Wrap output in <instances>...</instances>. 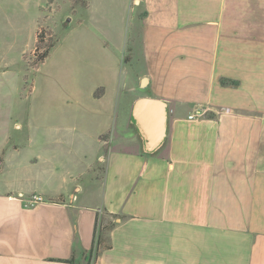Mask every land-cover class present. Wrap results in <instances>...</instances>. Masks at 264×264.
Masks as SVG:
<instances>
[{"label": "crops", "instance_id": "1", "mask_svg": "<svg viewBox=\"0 0 264 264\" xmlns=\"http://www.w3.org/2000/svg\"><path fill=\"white\" fill-rule=\"evenodd\" d=\"M123 6L137 84L110 61L87 97L41 98L36 158L7 178L21 144L0 128V264H88L98 224L96 264H264V0L118 1L113 20ZM141 98L168 107L153 152Z\"/></svg>", "mask_w": 264, "mask_h": 264}, {"label": "rangeland", "instance_id": "2", "mask_svg": "<svg viewBox=\"0 0 264 264\" xmlns=\"http://www.w3.org/2000/svg\"><path fill=\"white\" fill-rule=\"evenodd\" d=\"M118 1L127 0H0L9 15V24L0 25V128L13 145L21 144L18 154L7 156L5 178L16 160L36 158L41 98L64 99L76 92L87 97L110 61L118 63L117 78L138 83L145 69L141 42L132 29L130 6L121 7L113 20ZM50 45L47 57L39 58ZM15 122L21 129L13 127Z\"/></svg>", "mask_w": 264, "mask_h": 264}, {"label": "water", "instance_id": "3", "mask_svg": "<svg viewBox=\"0 0 264 264\" xmlns=\"http://www.w3.org/2000/svg\"><path fill=\"white\" fill-rule=\"evenodd\" d=\"M146 82L145 80L143 83ZM133 115L144 139L146 152L159 149L166 137L167 104L159 100L141 98L134 105ZM154 125L156 126L154 127Z\"/></svg>", "mask_w": 264, "mask_h": 264}, {"label": "built area", "instance_id": "4", "mask_svg": "<svg viewBox=\"0 0 264 264\" xmlns=\"http://www.w3.org/2000/svg\"><path fill=\"white\" fill-rule=\"evenodd\" d=\"M206 111H203V110H199L197 112H195L194 114H192L189 118L190 119H196V118H199V117H202L204 116ZM44 202V199L41 197V196H33L32 198L29 199L28 201V206L29 207H34L40 203ZM98 247V239H96V242H95V245H94V254L92 256V259H91V264H96L95 263V250L96 248Z\"/></svg>", "mask_w": 264, "mask_h": 264}, {"label": "trees", "instance_id": "5", "mask_svg": "<svg viewBox=\"0 0 264 264\" xmlns=\"http://www.w3.org/2000/svg\"><path fill=\"white\" fill-rule=\"evenodd\" d=\"M85 5H87V3H86ZM51 47H53V45H50V47H48V48L45 50V52H44L43 54L40 55L39 58H41L42 60H44V59L47 57V55H48V53H49ZM36 50H38V48H37ZM224 83H225V81H224ZM2 164H3V158L1 157V158H0V171H1ZM98 225H99V224H98ZM98 225H97V228H96V234H97V232L99 231V240H98V242H99V241L101 240L100 234H101V232H102V229L100 230V229L98 228ZM97 230H98V231H97ZM93 254H94V252H93V250H92V252H91L90 255H89V261H88V264H91V259H92ZM66 262H67V263H70V264H73V260H68V261H66Z\"/></svg>", "mask_w": 264, "mask_h": 264}]
</instances>
